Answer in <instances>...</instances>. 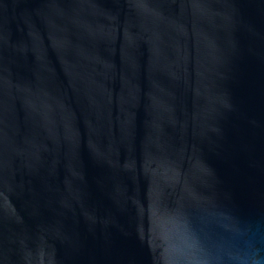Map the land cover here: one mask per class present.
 Here are the masks:
<instances>
[{"label": "water", "instance_id": "water-1", "mask_svg": "<svg viewBox=\"0 0 264 264\" xmlns=\"http://www.w3.org/2000/svg\"><path fill=\"white\" fill-rule=\"evenodd\" d=\"M0 264H264V0H0Z\"/></svg>", "mask_w": 264, "mask_h": 264}]
</instances>
